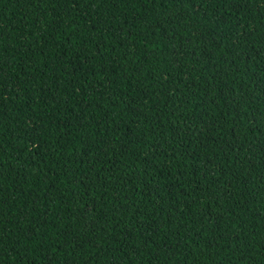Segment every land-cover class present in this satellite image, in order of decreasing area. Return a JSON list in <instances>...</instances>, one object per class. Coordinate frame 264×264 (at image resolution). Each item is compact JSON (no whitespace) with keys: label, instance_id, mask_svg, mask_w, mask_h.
I'll return each mask as SVG.
<instances>
[{"label":"trees","instance_id":"trees-1","mask_svg":"<svg viewBox=\"0 0 264 264\" xmlns=\"http://www.w3.org/2000/svg\"><path fill=\"white\" fill-rule=\"evenodd\" d=\"M0 166V264H264V0H0Z\"/></svg>","mask_w":264,"mask_h":264},{"label":"rangeland","instance_id":"rangeland-1","mask_svg":"<svg viewBox=\"0 0 264 264\" xmlns=\"http://www.w3.org/2000/svg\"><path fill=\"white\" fill-rule=\"evenodd\" d=\"M153 60H154V58H151V57L148 58L147 61H146V64H148V65L151 64L153 62ZM120 87H121L122 90H126V89H131L132 88V86H131V84L129 82H124V81L120 82ZM96 195H97V192L95 190H92V191H90L88 193V197L89 198H95ZM90 238H91V242L93 244L96 243V240H97V235L96 234H92L90 236Z\"/></svg>","mask_w":264,"mask_h":264},{"label":"snow or ice","instance_id":"snow-or-ice-1","mask_svg":"<svg viewBox=\"0 0 264 264\" xmlns=\"http://www.w3.org/2000/svg\"><path fill=\"white\" fill-rule=\"evenodd\" d=\"M29 163H31V161H29ZM0 169H2V166H0ZM2 174H3V173H2V170H0V175H2ZM81 198L83 199V197H81ZM93 208H94V205L91 206V207H89L87 211H85V209L82 210V211H83L82 220H85V221H86V220L89 218V217H88V213H89L90 211H92ZM84 226L87 227V224H85ZM89 243H91V241H89Z\"/></svg>","mask_w":264,"mask_h":264}]
</instances>
